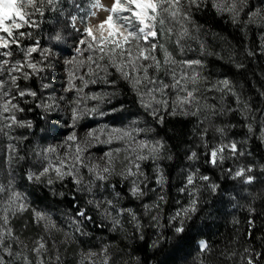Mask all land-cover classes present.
Wrapping results in <instances>:
<instances>
[{
    "label": "rangeland",
    "instance_id": "1",
    "mask_svg": "<svg viewBox=\"0 0 264 264\" xmlns=\"http://www.w3.org/2000/svg\"><path fill=\"white\" fill-rule=\"evenodd\" d=\"M209 1L220 5V11L233 13L237 20L245 17L246 22L260 32V52L264 56V0ZM95 3L96 0H80L79 6L81 7L77 6V9H83L84 12L74 15L75 19L71 18L70 25L62 24L47 47L38 48L37 52L31 54L29 59L36 64L37 70L33 73L32 69L25 67L23 71L33 73L30 76L37 80L35 87L30 84L19 85L18 81L16 85H12L7 73L0 75V79L5 81L2 91L10 92L9 97L0 96V106L11 97H15L11 103L17 105V109L9 106L7 113H4L0 107V129H3L0 131V186L5 189L0 192V238L4 246L12 253L8 255L4 248H0V256H3L5 264H25V257L29 264H39V261H43V264H54L55 258L58 257L63 260L66 258L73 264H109L110 262L111 255L107 241L98 238L93 242L89 228L80 215L63 205H54L45 201L39 203L31 197L30 185L44 186L48 190L56 191L59 185L67 184L68 181L72 182L84 211L96 219L101 227L121 226L122 218L123 223L128 221V224L135 228L142 224V218L143 221L157 224L161 220L159 219L162 215L159 211V203L166 202L167 199L165 196L167 194L166 177L162 165L164 144L155 134L152 122L164 114L172 113L173 102L177 101L178 97H184L185 92L179 87L164 89L163 95L158 91L155 94L156 99H166L168 107L165 109L162 104L153 103V108L157 110L155 116L151 108L146 109L141 105L135 91L137 105L124 104L116 91L115 80L116 78L126 80L114 68L108 66L107 56L104 60L98 59L101 38L107 37L109 30L107 25L104 30H100L98 25L109 15V12L94 7ZM99 3L105 8H110L113 0H99ZM233 3L236 4V9L229 11L228 8ZM30 9L31 7L26 8V10ZM119 15H128V13L114 14L113 26L122 23L116 19ZM193 26L189 20H184L182 17L172 20L166 16V23L162 30L159 23H156L157 35L160 33L161 36V46L167 50L171 59L176 63L167 64V74L162 76L161 68L165 64L160 57H164V52L157 44L156 38L153 40L149 37V44L157 45L153 55L161 62L159 70L154 67L149 68V76L162 82V84L150 85V87L161 88L164 84L174 83L173 71L178 78L184 73L189 78L198 74L195 83H192L191 79L182 81V85L194 91L195 99L191 104L177 107L176 113L194 116L199 124L206 126L199 135L202 139V143L197 144L199 148L206 150L209 144L213 149L232 142L237 144V152L233 153L230 148L225 147V150L218 155L217 162L232 166L229 171L233 177L234 189L227 196L236 193L243 200H247L252 196L251 189L258 188L262 183V179H258L260 172L257 171V161L249 146V140L248 138L237 139L235 135L218 131L219 128L214 121L206 118L212 107L201 97L211 90L209 88L212 86H214L212 91L216 92L219 89L215 86L219 85L200 79L203 76L202 62L200 65L191 67L181 63L182 61H201L200 58L204 53L203 44L197 38L196 28ZM89 27L92 28L95 40L85 32V28ZM168 29H171V32ZM94 32L100 35H95ZM140 43L142 47L145 46L143 41ZM89 44L92 48H89ZM103 46L107 51L109 47L107 42ZM158 46L162 56L157 52ZM89 56H92L96 63L89 61L87 59ZM0 59H8L10 63L18 60L25 62V54L22 52L11 58L0 56ZM144 63H150V61ZM97 64L100 68H97ZM105 66H107L106 71ZM89 67L92 69L91 73L88 71ZM14 75L19 77L23 73L17 72ZM110 81L115 83H109ZM220 85L223 88V85ZM34 88H40V92L35 93L37 94L36 101L28 103L27 98L34 96L27 93L34 92ZM19 90L25 91L26 95L18 96ZM224 92V100L221 104L228 110V113L240 111V108L245 111L249 109V104L242 103L232 88L230 91L224 88ZM93 96L98 99H92ZM228 98L230 102L226 101ZM144 100L146 103L149 102V97L145 96ZM92 108L96 109L94 113L82 114L86 109ZM74 109L77 115L75 120L73 118ZM33 112H37L38 117L41 118V127L37 135L31 134V129L35 125L30 117ZM13 115L16 117V123L5 119ZM248 120L250 119L247 116L245 118L247 128L251 127ZM9 124L11 126L7 127L6 125ZM261 124L260 139L264 147V117ZM113 129L120 131L113 132ZM125 132L129 135H124ZM89 133L92 135L90 136ZM69 137L75 139L69 140ZM141 142L147 143L149 148L157 142L162 145L155 159L149 156L148 149L140 147ZM77 148L80 149L79 152ZM139 155L149 156V158L138 160ZM136 164L140 166L138 171L135 168ZM45 168H48V172L36 180L35 177L39 176ZM57 168H60L62 173L71 170L72 175H64L61 178L57 175ZM105 168H108L109 172H105ZM129 169H132L136 175H128ZM197 169V161L190 159L187 168L182 173L180 183L178 182L179 187L176 192L181 197L175 203L172 222L183 220L194 209L197 180L199 179ZM241 169L244 170V174L236 176L235 173ZM161 175L163 182L157 183ZM189 175L193 177L192 184L187 183ZM29 176L33 179H29ZM101 176L104 179H100ZM249 176L253 178L251 182H247ZM49 180L51 183L48 182ZM77 180L79 183H76ZM134 181L143 191L142 196L132 195L131 189ZM118 182L125 184V192L128 196L135 200H147L142 216L137 213L136 209L130 208L128 199L123 197L125 194L117 187ZM256 182L258 187L252 186ZM13 192L20 194L21 200L17 203L25 205L23 211H19L15 203L9 207ZM160 197H163V200ZM236 200L232 197L231 202ZM146 205L148 207H145ZM186 209L188 211L185 214ZM37 213L43 214L44 219H40ZM133 214L135 219H133ZM5 216H7V223L4 221ZM30 218L33 221L32 231L25 235L24 232L29 231L27 225ZM22 223H25L24 226L27 227L19 228L18 225ZM7 229H11L10 234ZM41 243L45 247L40 250L38 256L32 250L39 247ZM17 253L20 255H16Z\"/></svg>",
    "mask_w": 264,
    "mask_h": 264
},
{
    "label": "trees",
    "instance_id": "2",
    "mask_svg": "<svg viewBox=\"0 0 264 264\" xmlns=\"http://www.w3.org/2000/svg\"><path fill=\"white\" fill-rule=\"evenodd\" d=\"M79 5L80 0H37L39 11L33 8L26 10L32 13L30 19L33 26L26 25L20 29L30 35L19 38V48L12 45L8 49L12 51V57L24 52L21 49L47 47L62 24L70 25L74 15L84 12L83 9H77ZM214 5L212 1L203 0L198 8L188 9L185 4V10L190 15L189 22L196 28V36L204 47L200 58L203 63V76L200 79L219 85L215 86L219 90L212 91V86L201 97L212 107L206 118L237 139L248 138L257 161V171L260 172L258 179H262V183L259 187L257 182L252 185L258 188L251 189L252 196L247 200L236 193L227 196L234 189L229 171L232 166L227 163L223 165L219 161L216 164L210 163L209 153L213 149L210 144L206 150L197 146L199 142L202 143L199 135L206 126L199 124L194 116L169 113L152 122L155 134L164 144L162 165L167 191L166 202L159 203L162 215L158 224L143 221L142 218V224L135 228L128 221L123 223L122 218L121 226L101 227L96 219L84 211L72 182L59 185L56 191L30 185V195L39 203L45 201L63 205L77 214L84 212L85 216L80 217L88 226L92 241L100 238L108 243L111 255L109 264H247L250 256L254 258L255 264H264V147L260 139L264 117V56L260 52V32L248 24L245 17L237 20L233 13L220 11ZM160 37L158 33L155 40L161 46ZM3 51L0 49V52ZM157 52L162 56L159 46ZM160 60L164 61V57H160ZM161 70V75L165 76L168 67L162 65ZM225 79L238 94V99L249 104L247 111L240 108V111L228 113L221 104L226 90L224 92V86L222 88L219 82ZM17 81L19 85L30 84L35 87L37 80L32 76L26 79L20 75ZM115 82L116 91L123 103L137 105V96L129 83L117 78ZM33 91L39 93L40 88H34ZM27 99L28 103L36 101L37 94ZM226 101L231 100L228 98ZM247 116L254 131L250 132L245 126ZM30 117L35 122L31 134L37 135L41 118L37 112L31 113ZM192 152L196 153L194 159L198 163L196 172L199 173L194 210L183 220L172 222L175 203L181 197L176 189ZM204 176L208 179H201ZM117 187L125 194L123 197L128 199L130 208L136 209L142 216L147 200H135L128 196L123 183L118 182ZM232 197L237 200L231 202ZM24 225L22 223L18 227L28 226L29 231L24 234L31 233V218L29 224ZM178 227L183 229L179 233L176 231ZM202 241L207 244L205 250L200 247ZM54 264L73 262L58 257Z\"/></svg>",
    "mask_w": 264,
    "mask_h": 264
},
{
    "label": "snow or ice",
    "instance_id": "3",
    "mask_svg": "<svg viewBox=\"0 0 264 264\" xmlns=\"http://www.w3.org/2000/svg\"><path fill=\"white\" fill-rule=\"evenodd\" d=\"M50 2V0H49ZM203 0H113V3L110 8H105L102 4L99 3V0H96V3L93 5L94 7L101 8L104 11L109 12V15L100 22L98 25L100 30H104L105 26L107 25L108 35L107 37H102L100 41V47L98 51L100 53L99 60H104L107 56L108 66H111L115 69L116 72L120 74V76L129 82L133 91L136 92L137 96L139 97L141 105L146 108L152 109V114L155 116L157 114V110L153 108V103L155 104H162L165 109L168 107V101L166 99H156L155 94L159 91L161 95L164 94V89L169 87L176 89L180 88L181 91L185 92L184 97H178L177 101L173 102V111L172 115L177 114L176 108L185 104H191L195 99L194 91L188 90L186 85H182V81L191 79L192 83H195L198 78L197 75H193L192 77H188L186 73L182 74L179 78L176 76L175 72H172V80L174 83L171 85L164 84L161 88L150 87V85H157L162 84L161 81L157 79H153L149 76V68H155L159 70L161 67V62L156 58L153 53L157 49V45L155 43L149 44V37L153 38V40L157 37V30H156V23L158 22L161 26V30L163 29L164 24L166 23V16L171 18L172 20H176L177 17H182L184 20H189L190 15L189 11L185 10V4L187 5L188 9L192 7H199ZM243 2V0H241ZM215 7L220 10V5H214ZM27 7H31L36 11H39L37 8V0H0V33H4L6 35H0V49H4L5 51L0 52V56L3 57H11L13 55L12 51L8 50L11 48L12 45H16L18 48L20 47L19 38L25 37L30 35V33H26L20 31L23 27L33 26V22L30 19L31 14L30 12L26 11ZM236 9V4L233 3L229 6V11H234ZM117 13H128V15H119L116 17L118 21H122V23H118L114 25V14ZM75 17H73V20ZM121 29H123L121 31ZM171 32V29H168ZM186 31V30H185ZM85 32L88 34L89 37H92L93 40L96 38L93 36L92 28H85ZM141 41L144 42L145 46H141ZM107 42L109 47L107 51L103 46ZM83 43V41H81ZM164 52V64L167 65L169 63L175 64L176 61L171 59L170 54L167 52L166 49H163V46H160ZM89 48H92V45L89 44ZM135 49V53H134ZM25 54V62L16 61L15 63H10L8 59H0V75H4L7 73L10 78V82L12 85H16V81L19 79L18 76L14 75V73L21 72L23 73L24 78H29L31 74L35 73L37 70V66L35 63L30 61V56L32 53L37 52V47H29L27 50H23ZM92 63H96V60L93 59L92 56L87 58ZM145 61H150V63H144ZM188 67L193 65H200L201 61L199 60H192V61H182L181 62ZM29 68L33 70V73L24 72V68ZM97 68H100V65L97 64ZM42 70V69H41ZM104 70H107V66H105ZM88 71L91 73V67L88 68ZM83 80V77H81ZM95 83V81H92ZM109 83H115L114 81H110ZM224 86V88L230 89V82L225 79L219 82ZM85 86H87V82H85ZM5 87V81L0 79V96L9 97L10 92L2 91ZM143 89V91H142ZM223 90V89H221ZM79 91V90H78ZM28 95L35 96L34 92L27 93ZM18 96L23 97L26 95L25 91L19 90L17 93ZM149 97V102H145L144 97ZM92 99H98V97L93 96ZM15 99V97H11L8 101H6L2 106V110L4 113L9 112V106L12 109H17L16 104H12L11 100ZM21 110L22 109H18ZM96 111L95 108L86 109L82 114H92ZM73 118L74 120L77 118L76 110H73ZM5 119L11 120L12 123H16V117L13 115L11 117H5ZM162 122V120H161ZM10 127L11 124L6 125ZM3 129H0L2 131ZM251 127L249 126V131H251ZM113 132H119V129H113ZM218 131H223L222 129H218ZM91 136L92 133H89ZM124 135H129V133L125 132ZM75 139L74 137H69V140ZM140 147L142 149H148L149 156L153 159L156 158L158 155L160 148L162 145L157 142L156 145H153L149 148V145L145 142H141ZM225 147L230 148V150L235 153L238 151L237 144L232 142L229 145H220L218 148L212 149L209 153V162L212 164L217 163V157L220 153L225 150ZM79 152L80 149L77 148ZM149 156L139 155L137 157L138 160H145L148 159ZM196 157V153L192 152L190 159H194ZM222 158V157H221ZM63 163V162H62ZM139 164L135 165L137 171L139 170ZM105 172H109L108 168L104 169ZM46 172H48V168H45L43 172L40 173L39 176H36L35 179L39 180L40 176H43ZM57 175L61 178L64 175H72L71 170L68 172H61L60 168L56 169ZM244 174V170L241 169L235 173L236 176H242ZM128 175H136L132 171V169L128 170ZM100 179H104L103 176L99 177ZM29 179H33L32 176H29ZM203 180H207L208 177L204 176L201 177ZM253 178L248 177L247 182H251ZM51 183V180L48 181ZM163 182V176L161 175L160 178L157 180V183ZM76 183H79L77 180ZM187 183H193V177L191 175L187 178ZM215 188V185H213ZM5 191L3 186H0V192ZM133 196H142L144 193L135 183L133 182V187L131 189ZM163 200V197H160ZM21 200L20 194L13 192L10 198L9 207L13 203L16 204L17 209L19 211H23L25 205L23 203H17ZM111 203V202H109ZM145 207H148L147 205ZM194 210V209H193ZM131 212V210H128ZM187 209L185 210V214L187 213ZM78 215L84 217L85 213L80 212ZM179 215V213H177ZM37 216L40 219H44L43 214L37 213ZM87 218V217H86ZM133 219H135V215L133 214ZM155 219V217L153 218ZM5 223H7V216L4 217ZM251 223V222H250ZM183 229L178 227L176 231L179 233ZM8 233H11V229H7ZM45 245L43 243L39 244V247L33 249L38 256L40 254V250L43 249ZM0 248H4V251L7 252L8 255H12V253L8 250L7 247L4 246L2 238H0ZM201 248L206 249L207 245L204 242H201ZM247 251V250H246ZM16 255H20L17 253ZM259 255V254H258ZM25 264H29L27 258L25 257ZM0 264H5L3 256H0ZM39 264H43V261H39ZM247 264H255V260L253 257H249L247 260Z\"/></svg>",
    "mask_w": 264,
    "mask_h": 264
},
{
    "label": "bare ground",
    "instance_id": "4",
    "mask_svg": "<svg viewBox=\"0 0 264 264\" xmlns=\"http://www.w3.org/2000/svg\"><path fill=\"white\" fill-rule=\"evenodd\" d=\"M106 32H107V31H106ZM94 34H95V35H100V33H95V32H94ZM103 34H104V33H103Z\"/></svg>",
    "mask_w": 264,
    "mask_h": 264
}]
</instances>
